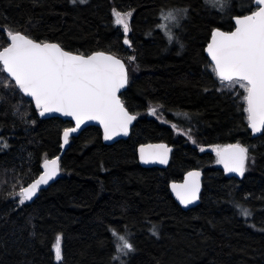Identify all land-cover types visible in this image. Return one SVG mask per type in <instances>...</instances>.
<instances>
[{
  "label": "trees",
  "instance_id": "trees-1",
  "mask_svg": "<svg viewBox=\"0 0 264 264\" xmlns=\"http://www.w3.org/2000/svg\"><path fill=\"white\" fill-rule=\"evenodd\" d=\"M231 4L232 14L247 13L242 6L253 0ZM182 6L190 16L177 30L180 49L167 46L157 29L162 9ZM113 10L132 11L131 48ZM9 26L66 50L122 59L130 82L121 99L137 120L127 139L111 145L102 142L100 129H84L69 141L60 178L21 206V188L39 176L45 159L58 155L72 124L40 119L31 101L5 87L10 79L0 72V141L8 144L0 149V264H113L112 226L131 232L137 250L128 264H264V134L251 138L243 90L222 89L204 55L213 29L233 28L228 12L213 10L211 0H0V49L8 44ZM159 142L173 149L168 166L141 167L137 147ZM229 143L249 148L240 179L225 176L209 151ZM195 169L203 172L199 204L184 211L168 184ZM234 202L252 216L245 220ZM153 225L158 237L151 235Z\"/></svg>",
  "mask_w": 264,
  "mask_h": 264
},
{
  "label": "snow or ice",
  "instance_id": "snow-or-ice-1",
  "mask_svg": "<svg viewBox=\"0 0 264 264\" xmlns=\"http://www.w3.org/2000/svg\"><path fill=\"white\" fill-rule=\"evenodd\" d=\"M72 4H85L87 0H71ZM213 10L228 12L234 20V30L224 31L216 28L211 32V40L206 52L210 57L211 71L224 90L239 87L243 90V111L247 114V126L253 134H264V0H254L253 5H243L247 13L232 14L231 0H211ZM115 23L122 27L123 43L129 48L132 42L128 38L132 11L113 10ZM188 6L162 9L157 31L165 38L166 45L184 44L177 30L183 27V21L189 19ZM7 46L0 49V72L6 73L8 83L5 87H14L23 97L31 98L35 110L41 117L60 114L71 117L74 127L65 128L63 143L67 144L73 133L89 121L97 122L103 128L104 140L116 136H128L129 128L137 116L129 111L121 99V90L129 87L130 76L125 62L116 55L105 51L80 54L66 50L60 43L38 40L26 33L8 27ZM135 62L136 57L130 56ZM14 81V84L11 82ZM16 112L23 113L19 107ZM157 109L151 108L150 115H156ZM173 128L177 125L173 124ZM191 139V137H189ZM196 143L195 140L192 141ZM6 141H0V149L7 148ZM203 147L200 151H204ZM216 162L223 165L225 173H236L243 177L249 161V148L240 143L212 146ZM171 149L166 144L141 145L140 161L149 163H168ZM43 172L28 187H22L19 204L31 201L42 185H47L61 171L60 158L45 159ZM201 173L190 171L182 184L173 183L172 192L176 199L187 208L200 199ZM238 214L245 220L252 216L251 209L234 202ZM115 249L113 264H128L136 247L131 241V232L125 228L122 233L117 226L110 228ZM151 235L159 236L158 228L153 225ZM61 236H57L54 251L57 261L62 259Z\"/></svg>",
  "mask_w": 264,
  "mask_h": 264
},
{
  "label": "water",
  "instance_id": "water-1",
  "mask_svg": "<svg viewBox=\"0 0 264 264\" xmlns=\"http://www.w3.org/2000/svg\"><path fill=\"white\" fill-rule=\"evenodd\" d=\"M253 6H254V0H253ZM232 24L234 25V20H233V19H232ZM215 29H216V28H215ZM213 30H214V29H213ZM231 30H234V27H233ZM210 40H211V34H210V37H209V40H208L207 44L210 42ZM9 42H10V41H9V39H8V43H9ZM207 44L205 45V48H204V55L206 56V58H207V60H208V63H209L210 66H211L210 57H208L207 52H206ZM121 60H122V59H121ZM5 75L7 76L6 73H5ZM9 79H10V78H9ZM216 79H217V78H216ZM12 82L14 83V81H12ZM126 89H127V88H126ZM126 89H122V90H121V93H123L124 91H126ZM20 94H21V93H20ZM21 95H22V94H21ZM22 96H23V95H22ZM25 98L28 99L29 101H31V98H29V97H25ZM32 104H33L34 109H35L34 102H32ZM37 113H38V111H37ZM245 114H246V113H245ZM246 115H247V114H246ZM38 116H39L40 119L60 118V119L63 120V121H69V122H71L72 127L75 126V121L72 120L71 117H64V116H61V115L58 114V113H56V114H51V115H48V116H45V117H41V116L39 115V113H38ZM134 122H135V121H133L132 125H131L130 128H129V134H130V131H131L133 125H134ZM246 122H247V120H246ZM88 127H96V128H98V129H100V131H101V133H102V142H103L105 145H111V144H113V143H115V142H117V141H119V140H125V139H127V137L129 136V135H128V136H123V135H121V136H116V137H114L112 140H107V141H106V140H104V138H103V128H102L97 122H95V121H89V122H87L86 124L82 125V126H81V129H80L78 132L73 133V134L70 136L69 141H70L72 138L77 137V136H78V135H79L84 129H86V128H88ZM247 127H248V126H247ZM248 130H249V132H250V134H251V138H253V139H254V138H257V137H259V136L262 135V134H260V133L253 134L252 131H251V129H250L249 127H248ZM148 144H153V145H155V144H166V143H162V142H159V143H146V144H142V145H148ZM68 145H69V142H68L67 144H64V143H63V133H62V135H61V148H60V152L58 153V155H56V156H54V157H52V158H48V159H53V158H55V157H59V158H60V166H61V158H62V156L64 155V153L66 152V150H67V148H68ZM166 145L171 149V152L168 154V163H167V164H159V163H149V164H144V163H142V162L140 161V157H139V148H140L141 145H139V146L137 147V149H136V158H137V162H138V164H139L141 167H143V168H158V169H165V168L168 166L169 162H170V158H171L172 151H173V149H172L171 146H169L168 144H166ZM42 164H43V162H42ZM42 164H41V168H40V169H41L40 174H42V172H43ZM219 167H220V170L223 172V174H224L225 176H227L228 178H234V179H240V178H241V176L237 175L236 173H225L224 168H223V165L219 164ZM190 171H199V172L201 173L200 183H201V191H202L203 172H202L201 170H199V169L190 170ZM190 171H188V172H190ZM60 172H61V171H60ZM188 172L185 173V174L183 175L181 181H172V182H170V183L168 184V189H169V192H170L171 197L173 198V200L175 201V203H176V204H177L182 210H184V211H187V210H189V209L194 208L195 206H197V205L199 204V200H197L195 203L190 204L187 208H185V207H184L183 205H181L180 202L176 199L175 194L172 192L171 185H172L173 183H176V184H182V183H184V180H185V178L187 177ZM40 174H39V175H40ZM38 177H39V176H38ZM38 177H37V178H38ZM37 178H36V179H37ZM59 178H60V173H59V175H57L53 180L49 181V183H48L47 185H42V186L40 187V189L37 191L36 195L33 197V199H32L31 201H26V202H27V203H31V202H32V201L38 196V194H39L41 191L47 189L49 186H51L53 183H55ZM34 180H35V179H34ZM34 180H33V181H34ZM33 181H32V182H33ZM32 182H31V183H32ZM31 183H29L26 187H28ZM201 191H200V194H201Z\"/></svg>",
  "mask_w": 264,
  "mask_h": 264
},
{
  "label": "rangeland",
  "instance_id": "rangeland-1",
  "mask_svg": "<svg viewBox=\"0 0 264 264\" xmlns=\"http://www.w3.org/2000/svg\"><path fill=\"white\" fill-rule=\"evenodd\" d=\"M131 18H132V16L130 17V21H131ZM120 29H121V31H122V33H123V30H122V27H121V26H120ZM123 34H124V33H123ZM209 151H210L212 154L215 155V153L212 151V148H210Z\"/></svg>",
  "mask_w": 264,
  "mask_h": 264
}]
</instances>
